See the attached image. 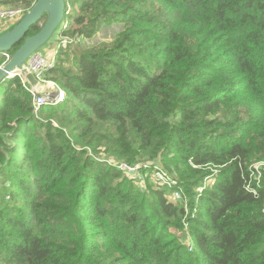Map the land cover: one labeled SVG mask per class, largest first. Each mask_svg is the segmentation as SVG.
Segmentation results:
<instances>
[{"label":"trees","instance_id":"1","mask_svg":"<svg viewBox=\"0 0 264 264\" xmlns=\"http://www.w3.org/2000/svg\"><path fill=\"white\" fill-rule=\"evenodd\" d=\"M68 4L61 36L124 30L73 49L76 69L58 55L65 100L37 115L20 77L0 82V264H264V168L247 187L264 162V0ZM136 158L175 172L180 198L116 169ZM183 222L186 242L169 231Z\"/></svg>","mask_w":264,"mask_h":264},{"label":"water","instance_id":"2","mask_svg":"<svg viewBox=\"0 0 264 264\" xmlns=\"http://www.w3.org/2000/svg\"><path fill=\"white\" fill-rule=\"evenodd\" d=\"M65 0H35L22 16L14 21L6 30L0 32V53L6 55L14 47L8 60L0 66V82L12 75H19L23 81L35 92H42L41 86L45 84L38 81L28 69L29 58L53 42L56 32H60L65 17ZM44 23L38 32L28 35L30 29Z\"/></svg>","mask_w":264,"mask_h":264},{"label":"rangeland","instance_id":"3","mask_svg":"<svg viewBox=\"0 0 264 264\" xmlns=\"http://www.w3.org/2000/svg\"><path fill=\"white\" fill-rule=\"evenodd\" d=\"M68 1L69 0H65L66 2V8H65V17H64V20H63V24H62V27L64 26L65 29L69 27V25L71 24L72 20H68L69 17H67L68 15L67 14H70V17L72 15H77L79 13V9H78V6H70L68 4ZM0 3H2V1L0 0ZM4 6L6 7H21L23 9H26L24 6H21V5H10V4H6L4 3L3 4ZM15 21V20H14ZM14 21H10V22H3V21H0V28L1 30H6L12 23H14ZM68 22V23H67ZM44 23V20H41L39 22V26H41L42 24ZM96 26V25H95ZM77 27L75 25H73V29H76ZM31 30V29H30ZM123 30H124V26L121 22H118V21H113V20H108L99 24L95 31L89 36V37H86V36H79L77 33H70V34H67V36H61L59 35L58 32H56V36H55V40L57 41L58 40V44L60 43V39L59 38H64L66 42H61V44H59V49H58V53H57V56H56V60L58 58V55H60V62H64L66 64L67 67L69 68H73V69H76V63H77V57H76V54L75 52H73V49H79V48H98V49H102L104 47H109V46H112L115 41L118 39V37L123 33ZM54 42V41H53ZM51 44V42L49 43V45ZM47 47H43L42 50H41V54L42 55H45L47 57H49L51 55V53L54 52V50H52V52H50V54L46 55L47 54ZM64 49L61 51V49ZM62 52V54L59 52ZM13 53V52H12ZM9 55V57L11 56V54ZM57 62V61H56ZM52 69V68H51ZM50 69V70H51ZM48 70V72L50 71ZM46 72L45 76H44V79L50 83V82H53L55 83L56 85L57 82L53 81V79L50 78V75H48ZM15 76H18L21 78V81L22 83L24 84L25 88L28 87L27 84L25 83V81H23L22 77L19 76V75H12V76H9L7 78H13ZM45 84V83H44ZM59 86V85H58ZM43 91V90H42ZM0 106H1V100H0ZM219 117V115H218ZM99 153H97L98 155L94 156L96 159L97 158H100L98 161H103V157L104 156H107L105 154V152H102V151H98ZM91 154V153H90ZM135 162L134 163H131L132 165H137V167L139 168V172L141 173V177H143V180L141 178H137V179H133V180H136L138 181V184L137 185L141 190H144V186L146 185V187L148 186L146 193L150 194L151 190L152 189H156V187L158 186H161L163 189H167L169 187V185H166V181H164V175H166V177L168 178V180H170L169 176L167 175V172H168V169L167 171L163 170L161 172V174L163 175L162 178H160L159 176L156 175V168H153L152 166H156V167H159L160 166V162L158 160L156 161H142V160H139L138 158H136L134 160ZM144 164V165H143ZM116 165V164H115ZM152 167V168H151ZM116 169H118V165H116ZM121 171V170H120ZM217 171V169H215V172ZM123 172V171H122ZM214 173V172H213ZM125 175H127V173H124ZM178 174V173H177ZM174 175L175 172H174ZM171 174V177L174 179V181H171L173 183H176L178 184V180L177 178H175V176ZM128 176V175H127ZM177 176V175H176ZM129 178L132 179V177L134 178L135 175L133 176H128ZM179 177V175H178ZM180 179V178H179ZM171 184V183H170ZM165 189V190H166ZM170 192H171V189H170ZM170 192H169V195L167 194V198L173 203V202H176V199H171V195H170ZM184 210H188V208H186V206L184 207ZM187 212V211H186ZM185 221V219H183ZM187 224L185 223V226H184V222H183V228H178L177 230L174 229L173 227H170L169 228V231H174V234L183 242H186V238H187V235H186V229H187ZM188 233V232H187Z\"/></svg>","mask_w":264,"mask_h":264},{"label":"built area","instance_id":"4","mask_svg":"<svg viewBox=\"0 0 264 264\" xmlns=\"http://www.w3.org/2000/svg\"><path fill=\"white\" fill-rule=\"evenodd\" d=\"M3 4L4 2L0 3V21H3V22L14 21L18 19L20 16H22L27 11L26 9H23L21 7L10 8V7L4 6ZM59 39H60L59 44H61V42L63 43L66 42L64 38H59ZM59 44L57 41L56 48L50 57L42 55L41 53L38 52V53L33 54L28 60V69L30 70V72H32V74L35 76V78L38 81L47 84V86L49 87V89H45L44 91L40 93L31 90L29 87H26V89L30 92L32 96V112L34 115H37L40 109L44 105L56 106L65 100V96H66L65 91L60 86L56 85L55 83L53 82L48 83L44 79L46 72H48V70L53 68L56 64V56L58 53V49L60 47ZM5 56H6V60H8L9 54H6ZM116 165H118L119 170L123 171L124 173H127L128 176L131 177L135 175L134 178L132 177L133 179L141 178L143 180V177H141V173L139 172V168L137 166L126 164L123 162H120V163L118 162L116 163ZM263 168H264L263 161L254 162L250 165L252 179L248 181L247 187L253 190V192H255L253 181L256 185H259ZM161 172L159 170H156L155 173L157 176L162 178L163 175L161 174ZM164 181H166L165 184L169 185L171 189L170 198L172 200L179 199L181 193L179 190L174 189L173 187L174 183L172 182L170 184L166 175H164Z\"/></svg>","mask_w":264,"mask_h":264},{"label":"crops","instance_id":"5","mask_svg":"<svg viewBox=\"0 0 264 264\" xmlns=\"http://www.w3.org/2000/svg\"><path fill=\"white\" fill-rule=\"evenodd\" d=\"M0 32H2V30H1V28H0ZM58 41V40H57ZM57 41L56 40H54V42H51V44L49 45H46L45 47H47L46 49H47V54L46 55H48V54H50V52H52V50H55V48H56V45H57ZM41 52V51H40ZM39 52V53H40ZM51 55H52V53H51ZM50 55V56H51ZM49 56V57H50ZM57 61V60H56ZM27 86L30 88V86L27 84ZM43 89V91L45 90V89H49V87L47 86V84H45V87H43V86H41V88H40V90H42Z\"/></svg>","mask_w":264,"mask_h":264}]
</instances>
